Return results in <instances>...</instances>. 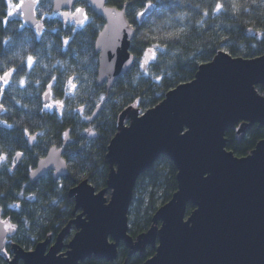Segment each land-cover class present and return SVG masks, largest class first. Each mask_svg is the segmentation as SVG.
<instances>
[{"label": "water", "instance_id": "1", "mask_svg": "<svg viewBox=\"0 0 264 264\" xmlns=\"http://www.w3.org/2000/svg\"><path fill=\"white\" fill-rule=\"evenodd\" d=\"M50 1L52 11L64 18L65 11L79 0ZM83 1L103 19L93 45L95 83L109 90L134 63L129 47L135 29L126 17V5ZM35 6L33 0H23L19 12L27 27L40 31ZM150 11L148 6L137 19L142 21ZM75 18L82 20L83 12ZM259 84L264 86V51L244 58L219 50L210 61L199 64L191 80L168 90L154 106L143 112L132 105L125 107L106 147L105 186L96 190L82 179L70 187L67 195L74 199V216L49 248V239L37 242L32 250L13 244L14 254L7 264L19 260L21 264H80L89 258L113 261L120 243L128 255L152 246L154 253L141 264H264V138L248 154L237 156L226 148L225 137L232 128L239 141L254 124L264 125V91L255 88ZM46 93L44 103L50 97ZM100 109L101 103L87 121ZM81 134L96 136L92 128ZM68 139L66 130L62 146L48 148L29 172V180L49 170L54 178L69 174L63 156ZM159 155L167 156L176 169V190L154 211L150 226L132 236L128 209L133 188ZM107 190L109 199L104 196ZM188 204L193 206L189 212ZM72 225L75 232L64 244ZM12 231L0 223V249ZM63 247L67 249L61 251Z\"/></svg>", "mask_w": 264, "mask_h": 264}, {"label": "trees", "instance_id": "2", "mask_svg": "<svg viewBox=\"0 0 264 264\" xmlns=\"http://www.w3.org/2000/svg\"><path fill=\"white\" fill-rule=\"evenodd\" d=\"M217 3L222 5L220 9L216 8ZM107 4L126 5V17L135 29L129 47L134 63L109 90L95 83L97 54L93 45L103 19L86 2L81 1L80 5L86 7L88 23L72 29L53 16L50 0H37L36 16L43 22V30L37 36L14 14L8 15L9 0H0V75L16 69L5 96L1 93L0 97L7 109L0 116V151H25L28 135L37 133L41 146L33 147L26 157L27 165L34 164L47 145H59L65 130H69L63 154L69 174L59 182L60 186L50 178L30 183L26 190L35 195L34 201L25 200L21 209L8 210L17 227L14 241L25 248L48 233L55 235L66 224L72 208L66 194L70 187L82 179L96 190L105 186L106 147L116 131L121 110L132 105L143 112L154 106L168 90L191 80L199 64L210 61L219 50L244 58L264 51V0H107ZM148 6L151 11L139 21L137 15ZM28 56L39 60L25 72ZM255 88L259 93L264 91L263 85ZM47 89L53 98L63 100L59 112L44 109ZM99 103L97 116L88 122L87 117ZM87 126L95 130L94 138L81 134ZM225 137L226 148L243 156L264 138V125L254 124L239 141L232 128ZM25 170L12 174L0 171L1 206L15 199L18 189L29 182ZM175 173L171 160L159 155L140 174L128 209L129 234L135 236L150 226L154 211L176 190ZM192 208L188 204L187 212ZM153 252L147 247L142 254L128 255L120 243L115 260L89 258L80 264H141Z\"/></svg>", "mask_w": 264, "mask_h": 264}, {"label": "flooded vegetation", "instance_id": "3", "mask_svg": "<svg viewBox=\"0 0 264 264\" xmlns=\"http://www.w3.org/2000/svg\"><path fill=\"white\" fill-rule=\"evenodd\" d=\"M81 1H83V0H79V1H76L75 3H74V5L70 8V9H68V10H66L65 12H75V9L77 8V7H80V8H83V19L82 20H80V21H78V20H76V18H75V16L77 15H75V16H66V17H64V18H60L59 17V13L60 12H56V13H54L53 11H52V14H53V16H57L58 18H59V20H61V22H62V24H63V26H65V27H71L72 29L73 28H79V27H82V26H85L87 23H88V20H89V16H88V14H87V10H86V7L85 6H82V5H80V3H81ZM51 2V1H50ZM87 4V3H86ZM36 6H37V2H36ZM36 6H35V13H36ZM87 6H88V4H87ZM89 7V6H88ZM51 10H52V5H51ZM85 15L87 16V19H85ZM14 16L16 17V18H19L21 21H22V23L24 24V22H23V20H22V18H21V13L19 12V10L14 14ZM38 18V17H37ZM38 20L41 22V24H42V29L40 30V31H38V30H36V29H34L35 30V32H36V35L38 36V35H40L41 34V32H42V30H43V22H42V19H40V18H38ZM81 21H83L82 23H81ZM25 25V24H24ZM26 26V25H25ZM27 27V26H26ZM28 28H31V27H28ZM38 42H41V40H38ZM29 57V56H28ZM32 57V56H31ZM39 59L36 57H33V63H32V65H29L28 63H27V59H26V61H25V65H24V69H25V72H28L34 65H35V62L37 63V61H38ZM7 71H9V70H7ZM5 72V71H4ZM16 72V69L14 68L13 69V74ZM2 74H3V72H2ZM2 74L0 75V76H2ZM24 76V75H23ZM23 76H21V78L23 77ZM11 77V76H10ZM10 77H8V82H9V78ZM21 80H23V79H21ZM9 84V83H8ZM8 84H3L2 82H0V85H2L1 87H0V89H2V92H1V90H0V97H1V93H2V95H4V91H5V88L7 89V85ZM46 92H49V94H50V97H49V100L46 102V103H44L43 102V105H44V109L45 110H55V109H53V107H51V108H46L45 107V105L46 104H52V103H54V101H56L55 100V98H53L52 96H51V90L50 89H47L46 91H45V93ZM5 96V95H4ZM44 96V95H43ZM60 100V99H59ZM61 102H62V105H58L57 104V107H56V109L58 110V112L62 109V106H63V100L61 99L60 100ZM0 104L1 105H3V109H2V111H0V116H1V114H3V113H5L6 111H7V109H6V106L1 102V98H0ZM90 126H87V127H85V128H89ZM249 129V128H248ZM68 130V129H67ZM66 131V130H65ZM65 133V132H64ZM32 135V139L30 138V136ZM68 136H69V130H68ZM38 137H39V135L37 134V133H33V134H29L28 135V138H27V141H26V148H25V151L24 150H16V151H14L12 154H7L5 151H0V154H6V156H7V159L6 160H0V171H2V172H7V173H9V174H12V173H15V172H18V170L19 171H21L22 169H24V168H26V172H27V179H28V181L29 182H27L26 184H23L19 189H18V191H17V193H16V195H15V199H13L12 201H9V202H7V204L5 205V206H1L0 205V220L1 221H6V222H10L11 224H14V222L12 221V219H13V216H12V214H11V212L10 211H8V210H14L13 208H15V209H21L22 208V205L24 204V201L26 200V201H28V202H33L34 201V194L33 193H28L27 192V187H29V184L30 183H37L38 181H40V179L42 180V179H52V180H55V181H57L58 182V185L60 186V181L63 179V177H57V178H54L53 177V171L52 170H49V171H47L43 176H41V177H39L38 179H36V180H34V181H31V180H29V178H28V174H29V172L36 166V163H37V161H38V159L39 158H41V157H43L45 154H46V152H47V150H48V148L50 147V146H52V145H56L57 147H60V146H62V141L64 140V134L62 135V141H61V143L58 145V144H51V145H47V148H46V150H45V152L41 155V156H39V157H37V159H35V162H34V164H28L27 165V159H26V157L28 156V154H29V152H32V149H33V147H35V146H41V143H40V145H39V142H38ZM69 142V139H68V141H67V143ZM67 143H66V145H67ZM66 145L63 147L64 149H65V147H66ZM64 149H63V154H64ZM17 152H20L21 154H22V156L21 157H17V155H16V153ZM250 152V151H249ZM248 152V153H249ZM247 153V154H248ZM246 155V154H245ZM65 177V176H64ZM66 194H67V191H66ZM67 197L71 200V205H72V208H71V217H69V219H71L73 216H74V214H72V210H73V204H74V199H73V197H69L68 195H67ZM68 219V220H69ZM67 220V221H68ZM67 223V222H66ZM15 225V224H14ZM16 226V225H15ZM72 228H74V226L72 225L71 227H70V231L72 230ZM75 229V228H74ZM60 231V230H59ZM69 231V232H70ZM16 233H17V227H15L14 229H13V231L12 232H9L6 236H5V238H4V240H3V246H2V248L0 249V264H7L8 263V260H10L11 258H12V256H13V254H14V252H13V244H17V245H19L20 247H22L24 250H32L33 248H34V246H35V244L37 243V242H39V241H42V240H44V239H49V242H48V244H47V246H46V250L49 248V246L53 243V241L55 240V237H56V235H57V233L55 234V235H53L52 233H48L43 239H41V240H39V241H37V242H35V244L33 245V246H31L30 248H25V247H23V246H21L20 244H18L16 241H14V237H15V235H16ZM69 234V233H68ZM68 234L63 238V243L64 244H66L68 241H69V239H67V236H68ZM72 235H73V233H72ZM72 237V236H71ZM147 247H150V248H153L152 246H150V245H148V246H146L145 247V249H144V251L146 250V248ZM154 249V248H153ZM143 251V252H144ZM142 252V253H143ZM136 253V252H135ZM139 253V252H138ZM142 253H139V254H142ZM154 253V252H153ZM152 253V254H153ZM6 255V257H4ZM10 255V256H9ZM22 262H21V260H19L18 261V264H21Z\"/></svg>", "mask_w": 264, "mask_h": 264}, {"label": "snow or ice", "instance_id": "4", "mask_svg": "<svg viewBox=\"0 0 264 264\" xmlns=\"http://www.w3.org/2000/svg\"><path fill=\"white\" fill-rule=\"evenodd\" d=\"M37 0H33V3H36ZM9 3H10V9H9V12H8V15L11 16L13 14H15L19 9L22 8L23 6V0H20L19 3H15V4H12L11 3V0H9ZM222 7V5L220 3H217L216 5V8L217 9H220ZM235 7V5H234ZM83 12V9L80 8V7H77L75 9V12H65L64 15L65 16H75L77 13H82ZM85 19H87V16L85 15ZM83 21H81L82 23ZM65 43H67V40L65 41ZM27 63L29 65H32L33 63V57L29 56L27 58ZM13 74V70H9V71H5L3 72L2 76H0V82H2L3 84H8V77H10L11 75ZM24 81L22 80L21 83H23ZM71 80H69V84H71ZM51 87V86H50ZM72 87H75V85H72ZM47 95V93H46ZM55 104H58V105H62V102L61 101H54ZM3 105H0V108H2ZM46 108H51L53 107V104H46L45 105ZM3 123L7 124V121H4ZM25 132L27 133V129L25 130ZM67 135V134H65ZM17 157H21L22 154L20 152H17L16 153ZM7 159V156L6 154H0V160H6ZM0 223H3L4 224V228L7 230V229H14L16 226L14 224H11L10 222H6V221H0Z\"/></svg>", "mask_w": 264, "mask_h": 264}, {"label": "rangeland", "instance_id": "5", "mask_svg": "<svg viewBox=\"0 0 264 264\" xmlns=\"http://www.w3.org/2000/svg\"><path fill=\"white\" fill-rule=\"evenodd\" d=\"M19 2H20V0H19ZM56 101H60L59 99H55ZM53 104V109H56V107H57V104H55V103H52ZM125 123H127V120H125ZM89 128H91V127H89ZM104 196H105V198H107V199H109V196H110V190H107L106 191V193L104 194ZM159 203H161V201H159ZM160 205V204H159ZM128 225H129V223H128ZM75 232V229L74 228H72V230L69 232V234H68V236H67V239H70L71 238V236H72V233H74ZM67 248H65V247H63L62 249H61V251H65ZM10 256V255H9ZM4 257H6V255L4 256Z\"/></svg>", "mask_w": 264, "mask_h": 264}]
</instances>
